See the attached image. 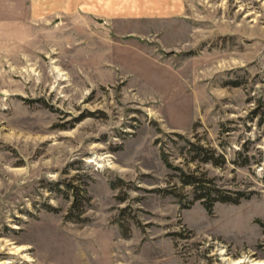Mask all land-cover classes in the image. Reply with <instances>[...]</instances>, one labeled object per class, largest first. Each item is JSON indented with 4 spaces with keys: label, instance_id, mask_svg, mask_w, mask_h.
I'll return each mask as SVG.
<instances>
[{
    "label": "rangeland",
    "instance_id": "1",
    "mask_svg": "<svg viewBox=\"0 0 264 264\" xmlns=\"http://www.w3.org/2000/svg\"><path fill=\"white\" fill-rule=\"evenodd\" d=\"M140 4L0 0V264L264 263V0Z\"/></svg>",
    "mask_w": 264,
    "mask_h": 264
},
{
    "label": "trees",
    "instance_id": "2",
    "mask_svg": "<svg viewBox=\"0 0 264 264\" xmlns=\"http://www.w3.org/2000/svg\"><path fill=\"white\" fill-rule=\"evenodd\" d=\"M189 145L191 146V148L196 151L199 154H202L203 152H205V148L195 144L193 142H189ZM170 166V165H169ZM181 180L183 182V184H187V185H192L196 190H203L202 193H200V195H198L197 198H204L207 196L209 188L206 187V182H209L207 179H201V178H197L196 176H194L193 174H189V173H184L183 171L181 172ZM69 187L71 188V190L73 191V201L71 203V206L68 210V212L66 213V218L70 219V220H83L84 218L80 217V215H74V209L76 208V206H78L79 202H78V197H79V192L76 189V187L72 184H69ZM88 199V198H87ZM219 200H223V201H231V202H236L238 200V197L236 198H232V197H228L227 195H221V197L217 198ZM205 206L207 208L210 209L211 205H212V200L205 202L204 203Z\"/></svg>",
    "mask_w": 264,
    "mask_h": 264
},
{
    "label": "crops",
    "instance_id": "3",
    "mask_svg": "<svg viewBox=\"0 0 264 264\" xmlns=\"http://www.w3.org/2000/svg\"><path fill=\"white\" fill-rule=\"evenodd\" d=\"M140 2H141L140 6H144V4L146 5V3H150L151 0H149V1L148 0H140ZM168 5H169V3H168Z\"/></svg>",
    "mask_w": 264,
    "mask_h": 264
},
{
    "label": "bare ground",
    "instance_id": "4",
    "mask_svg": "<svg viewBox=\"0 0 264 264\" xmlns=\"http://www.w3.org/2000/svg\"><path fill=\"white\" fill-rule=\"evenodd\" d=\"M241 262V261H240ZM255 264V263H254ZM261 264H264V263H261Z\"/></svg>",
    "mask_w": 264,
    "mask_h": 264
}]
</instances>
